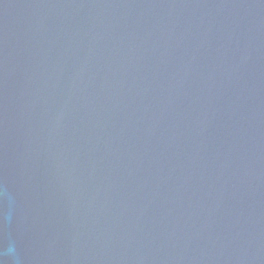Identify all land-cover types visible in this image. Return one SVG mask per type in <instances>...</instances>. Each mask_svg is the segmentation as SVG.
Listing matches in <instances>:
<instances>
[{
    "label": "water",
    "instance_id": "1",
    "mask_svg": "<svg viewBox=\"0 0 264 264\" xmlns=\"http://www.w3.org/2000/svg\"><path fill=\"white\" fill-rule=\"evenodd\" d=\"M0 264H264V0H0Z\"/></svg>",
    "mask_w": 264,
    "mask_h": 264
},
{
    "label": "clouds",
    "instance_id": "2",
    "mask_svg": "<svg viewBox=\"0 0 264 264\" xmlns=\"http://www.w3.org/2000/svg\"><path fill=\"white\" fill-rule=\"evenodd\" d=\"M9 251H11V249H9Z\"/></svg>",
    "mask_w": 264,
    "mask_h": 264
}]
</instances>
